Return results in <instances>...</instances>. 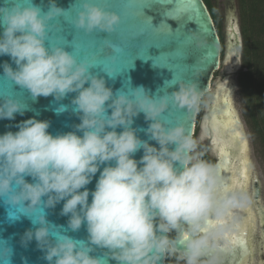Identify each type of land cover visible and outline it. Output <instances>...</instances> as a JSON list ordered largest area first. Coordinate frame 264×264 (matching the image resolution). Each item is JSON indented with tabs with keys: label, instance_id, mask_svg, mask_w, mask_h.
Wrapping results in <instances>:
<instances>
[{
	"label": "clouds",
	"instance_id": "1",
	"mask_svg": "<svg viewBox=\"0 0 264 264\" xmlns=\"http://www.w3.org/2000/svg\"><path fill=\"white\" fill-rule=\"evenodd\" d=\"M0 5V56L16 65L4 62L3 76L33 100L61 101L76 93L71 105L80 119L74 131L53 135L49 121L33 116L16 124L17 131L0 134V201L8 206L10 221L23 215L34 226L21 243L26 247L35 239L48 264H107L92 255L96 248L106 249L104 255L116 264H161L169 254L184 264H224L227 236L239 223L235 210L250 207L253 196L247 189L224 191L220 167L201 158L198 140L183 124L167 127L159 119L170 102L199 111L206 104L205 90L193 79L179 81L171 94L152 96L142 86L131 95L114 94L89 71L94 65L78 61L64 47L46 46L49 22L66 12L56 0H48L46 12L33 0H0ZM120 19L82 0L73 23L86 33H112ZM67 107L61 104L56 112ZM27 110L16 98H0V119L15 120ZM141 112L151 121L146 134L159 147L132 127ZM141 149L137 160L134 154ZM97 172L90 191L87 185ZM61 202L67 228L50 223L44 211ZM210 218L226 222L208 227ZM82 225L87 242L67 234ZM173 232L179 240L170 236ZM11 255L8 243L0 242V264H10Z\"/></svg>",
	"mask_w": 264,
	"mask_h": 264
},
{
	"label": "water",
	"instance_id": "2",
	"mask_svg": "<svg viewBox=\"0 0 264 264\" xmlns=\"http://www.w3.org/2000/svg\"><path fill=\"white\" fill-rule=\"evenodd\" d=\"M91 2L108 11L116 12L120 16V23L113 33L101 32L100 35L110 39L113 43L121 45L124 51L116 56L109 43L99 45L104 57L111 59L108 71L113 75L105 72L102 66H94L89 71L93 75L103 78L106 86L111 88L114 94L123 92L131 95L132 90L142 86L149 95L160 96L177 91L179 81L196 80L199 88L205 90L204 95L206 96L199 142L203 144L204 149L209 150V155L215 159L214 164L218 165L220 170L221 164L225 163V159L228 163L233 162L237 150L235 147L230 148L228 158L222 159L219 156L217 145L211 142L213 136L212 118L215 117L226 126L228 135L239 133L238 143L246 142V149L243 151L242 156L243 166L247 170V180L243 189H247L249 174L254 173L252 174L253 204L258 209L261 222L262 210H264V190L252 161L245 126L239 118L234 100L233 84L235 74L241 67L242 51V38L238 20L235 16L234 1L217 0V11L224 28L223 45L203 0H198V3L203 16L206 17L207 24L210 26V31L205 30L204 32L198 31L196 21L186 19L191 15V12L176 15L175 9L179 6L178 3L169 5L164 3L165 0H91ZM182 2L187 3L188 0H182ZM24 3H28V0H24ZM33 3L40 6L44 12L48 10V0H33ZM81 3L82 0H56L57 6L63 8L66 12L64 16L56 17L49 22L46 46L49 43L53 46L64 47L66 51L73 53L78 61H88L91 64L90 48L96 34L100 31L94 30L88 36H84V30L75 27L73 21L81 8ZM105 5L109 6L105 7ZM137 17H142L143 23L138 22ZM177 28H184L185 33ZM176 29L177 31L173 33L172 30L175 31ZM141 30L145 34L136 36L135 34ZM75 33L82 37L80 44L84 50L83 54H77L70 46ZM194 34L198 37V42L192 37ZM171 39H176L177 42L172 40L168 43ZM222 48H224L223 52ZM6 61L12 64L13 68L16 67L9 56H0V98L6 96L16 98L22 105H27L28 110L23 116L17 114L15 120L0 119V134L6 131H17L16 124L33 116L38 120L49 121L48 131L53 135L74 131V126L80 123L79 116L72 111L71 105L72 98L76 93H69L61 101L54 100L52 96H41L33 100L26 89L20 88L3 76L2 65ZM217 71H222L223 77L216 80L212 85L213 75ZM87 86L86 84L85 87ZM61 104L68 107L66 111L58 114L56 109ZM229 111L232 113L231 116L227 115ZM110 112L109 109V114ZM197 113L198 111L192 112L187 108H177L170 102L169 107L159 119L167 127L183 124L188 132L193 135ZM150 123L151 121H147L144 113L141 112L134 118L132 127L137 130V135L142 140H147L151 145L159 147L155 140L149 138L150 134H146V129ZM119 131H122V129L117 128V132ZM174 147L175 145L170 146L173 149ZM142 155L143 150L141 149L134 154V158L139 160ZM111 163L114 164V161ZM221 174L224 177V183L231 181V173L227 169L221 170ZM98 177L99 172H97L92 182L87 185L90 191L94 190ZM26 179L32 182L31 177H26ZM89 202H91V195L89 196ZM62 205L63 202L57 204L55 208H45L44 211L50 223L67 228L68 217L60 215ZM247 209L251 210V206ZM235 214L240 223L244 213L236 212ZM250 216V226L245 230V245L232 249L228 241L229 250L224 253V264H251L250 238L253 227L251 211ZM33 227L31 220L23 215L18 220L10 221L8 219V206L0 201V242L6 241L12 248L10 264H25V261L27 264H48L43 258L44 253L37 247L35 239L28 243L26 247L21 243L24 232ZM262 227L264 232V224H262ZM238 231L237 228L233 233ZM67 234L74 239L87 242L88 234L86 227L83 225L76 232L68 230ZM172 238L179 240L180 234L174 232ZM263 246L264 239L259 246L261 250ZM106 251V249L96 248L92 255L102 257L107 264H116V261L104 255ZM4 254L7 255L6 250ZM164 262L165 258L162 259L161 264H164ZM257 264H259V259Z\"/></svg>",
	"mask_w": 264,
	"mask_h": 264
},
{
	"label": "trees",
	"instance_id": "3",
	"mask_svg": "<svg viewBox=\"0 0 264 264\" xmlns=\"http://www.w3.org/2000/svg\"><path fill=\"white\" fill-rule=\"evenodd\" d=\"M203 1L223 45L220 20L212 0ZM234 1L242 38L241 67L236 73L239 109L245 127L264 159V0Z\"/></svg>",
	"mask_w": 264,
	"mask_h": 264
},
{
	"label": "snow or ice",
	"instance_id": "4",
	"mask_svg": "<svg viewBox=\"0 0 264 264\" xmlns=\"http://www.w3.org/2000/svg\"><path fill=\"white\" fill-rule=\"evenodd\" d=\"M166 4L171 5L172 3H178L179 6L175 9V13L177 16L181 15L184 12H191V15L189 17H186L188 20L196 21L198 25V31L204 32L205 30L210 31V26L207 24L206 17L203 16L202 9L199 6L198 0H188L187 3H183L182 0H165ZM109 5H105V7H108ZM137 21L140 23H143L142 17H137ZM180 29L183 33L184 28H177ZM172 30L173 33L177 31ZM101 32H98L96 34L95 40L92 42L91 48H90V57H91V64L94 66H102L103 70L107 72L109 75H113L108 70V65L111 63L110 58H105L103 55V52L100 50L99 45L104 43H109L113 49L114 54L117 56L121 52L124 51V48L116 43H113L110 39H106L105 37H102L100 35ZM113 33V32H112ZM91 33L84 32V36H88ZM111 34V33H108ZM144 35L145 33L143 30L137 32L135 35L140 36ZM82 39L81 35L74 34V37L71 41V47L74 52L77 54H83V48L81 47L80 40ZM172 40L168 41V43ZM67 44L69 42L65 39ZM178 46V45H177ZM227 103V100L225 101ZM228 116H231L232 113L229 111L227 113ZM211 127L213 131V136L211 142L214 145H217V151L219 156L222 159L228 158L230 156L229 149L232 147H235L237 152L234 156V160L232 163H228L225 159V163L221 164V170L227 169L231 173V181L229 183H224V191H234L237 189H243L245 186V182L247 180L246 175V168H244V161L242 153L246 149V142H240L239 140V133L235 135H228L226 126L218 121L215 117L211 120ZM238 162V163H237ZM235 212H242L244 213V217L242 221L237 225V228L239 229L236 233H230L227 236V240L229 241V244L232 249L239 248L242 245H245L246 243V236H245V230L249 228L251 223V216H250V210L247 208L237 209ZM231 215V214H230ZM224 220H215V219H209L208 221V227H215L218 223H225ZM261 222L264 224V210H262V217ZM187 233L184 234V239H187ZM183 241H181L182 243ZM226 250H229V245H226Z\"/></svg>",
	"mask_w": 264,
	"mask_h": 264
},
{
	"label": "flooded vegetation",
	"instance_id": "5",
	"mask_svg": "<svg viewBox=\"0 0 264 264\" xmlns=\"http://www.w3.org/2000/svg\"><path fill=\"white\" fill-rule=\"evenodd\" d=\"M213 79H214V75H213ZM213 79H212V85H213V83H215V80L213 81ZM203 107L204 108L202 109V112L200 113V115H197V117L195 119L193 136L198 140V152L201 154V158L208 160L212 163H215V159L209 155V150L204 149L203 144L201 142H199L200 141L199 136H200V131H201L200 126H201V122H202V116H203V112L205 109V105ZM196 122H197V126H196ZM252 174H254V173L249 174V180L247 181V190L251 194L253 193ZM261 197H262V193H261ZM261 202L263 204L262 199H261ZM263 208H264V206H263ZM250 211H251L252 217H253V227H252V233H251V238H250L251 249H252L251 264H257L258 259H259V264H264V246H263L262 250L259 247L261 245V242L264 239L262 222H260V217L258 215V209L253 203L251 205ZM254 233H255V235H254ZM170 234L172 237L174 236V232L170 233ZM164 264H184V261L178 259V256L169 254L165 257Z\"/></svg>",
	"mask_w": 264,
	"mask_h": 264
},
{
	"label": "rangeland",
	"instance_id": "6",
	"mask_svg": "<svg viewBox=\"0 0 264 264\" xmlns=\"http://www.w3.org/2000/svg\"><path fill=\"white\" fill-rule=\"evenodd\" d=\"M232 1H234V0H232ZM212 4L215 7V11H216L217 15L219 16V13L217 11V0H212ZM234 9H235V16L237 18V10H236V7H235V1H234ZM219 20H220V27H221V32H222V36H223V44H224V28H223L220 16H219ZM223 51H224V48H223ZM222 55H223V53H222ZM222 60H223V56H222ZM222 77H223L222 71H217L216 73H214L213 81L214 80L215 81L216 80H220ZM233 89H234V100H235V104H236L237 113L239 114V118H241V113H240V109H239V100H238V97H237L236 74H235ZM205 99H206V96H205ZM202 109H203V106L199 109L197 115H200V113L202 112ZM241 120H242V118H241ZM242 124L245 126V124L243 123V120H242ZM196 126H197V122H196ZM245 132H246V135H247V139L249 141V152H250L252 161L254 163V166L256 168L257 174H258V176H259V178L261 180V185H262L263 190H264V159L260 155L257 145L253 143V141H252V139H251L246 127H245Z\"/></svg>",
	"mask_w": 264,
	"mask_h": 264
}]
</instances>
